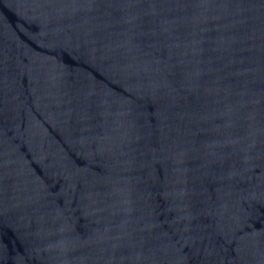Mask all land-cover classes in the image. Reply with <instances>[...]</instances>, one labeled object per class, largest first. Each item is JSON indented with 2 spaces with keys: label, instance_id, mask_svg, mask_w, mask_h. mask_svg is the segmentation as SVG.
Returning <instances> with one entry per match:
<instances>
[{
  "label": "water",
  "instance_id": "obj_1",
  "mask_svg": "<svg viewBox=\"0 0 264 264\" xmlns=\"http://www.w3.org/2000/svg\"><path fill=\"white\" fill-rule=\"evenodd\" d=\"M0 264H264V0H0Z\"/></svg>",
  "mask_w": 264,
  "mask_h": 264
}]
</instances>
